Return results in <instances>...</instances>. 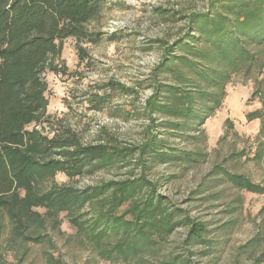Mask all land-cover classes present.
Here are the masks:
<instances>
[{
  "label": "trees",
  "instance_id": "obj_1",
  "mask_svg": "<svg viewBox=\"0 0 264 264\" xmlns=\"http://www.w3.org/2000/svg\"><path fill=\"white\" fill-rule=\"evenodd\" d=\"M106 1L0 0V211L12 225L9 239L39 242L41 238L28 234L29 221L41 219L33 208H45L49 217L60 212L72 217L77 232L84 233L103 258L137 253L153 236H168L179 225L188 227L189 244H202L206 226L187 217L177 219L175 211L157 195V184L146 175L132 174L124 181L112 180L83 190L53 184L40 193L38 188L54 181L57 173L72 180L133 162L145 169L147 163L179 160L162 150L154 131L161 127L173 137L188 140L220 108L235 77L254 82L264 107V0H209L204 11L178 20L183 28L173 41H160L159 62L136 84L151 90L144 100L148 125L140 145L108 141L82 145L67 128L55 130L53 137L27 129L46 117L44 73L66 75L67 70L56 64L62 43L73 38L76 43L97 44L100 34L90 33L87 26L100 15ZM103 87L105 94L134 92L114 80ZM92 102L99 110L104 99L94 95ZM247 118L261 121L258 137H263L264 113L256 111ZM223 173L239 190L264 195V187L240 175ZM122 205L128 207L117 214ZM87 206L97 216L77 222ZM0 264H4L1 257Z\"/></svg>",
  "mask_w": 264,
  "mask_h": 264
},
{
  "label": "rangeland",
  "instance_id": "obj_2",
  "mask_svg": "<svg viewBox=\"0 0 264 264\" xmlns=\"http://www.w3.org/2000/svg\"><path fill=\"white\" fill-rule=\"evenodd\" d=\"M208 1L107 0L100 15L87 26L90 33L100 34L97 44L76 43L73 38L62 43L56 64L67 70L66 75L44 73L46 117L27 129L53 137L55 130L67 128L77 134L82 145L100 141L140 145L148 125L144 100L151 90L139 89L136 84L159 62L161 42L173 41L182 30L178 20L204 11ZM113 80L134 92L105 94L103 85ZM256 89L251 80L233 78L220 108L204 121L198 133L191 132L188 140L173 137L161 127L154 131L162 150L179 160L147 163L145 169L133 162L72 180L57 173L54 181L38 188L40 193L53 184L83 190L112 180L124 181L132 174L146 175L157 184V195L175 211L177 219L187 217L206 226L204 243L189 244L188 227L179 225L168 236H153L137 253L103 258L85 234L77 232L66 212L49 217L45 208H33L41 216L29 221L28 234L41 238L36 243L9 239L12 225L0 211V257L4 264H164L172 260L176 264H264V195L239 190L223 173L240 175L264 187V134L258 137L261 121L247 118L256 111L264 113ZM94 95L104 99L99 110L94 108ZM127 207L122 205L117 214ZM80 214L77 222L82 223L96 217L97 211L87 206ZM103 247L109 248L105 243Z\"/></svg>",
  "mask_w": 264,
  "mask_h": 264
},
{
  "label": "built area",
  "instance_id": "obj_3",
  "mask_svg": "<svg viewBox=\"0 0 264 264\" xmlns=\"http://www.w3.org/2000/svg\"><path fill=\"white\" fill-rule=\"evenodd\" d=\"M133 4L135 3V1H131Z\"/></svg>",
  "mask_w": 264,
  "mask_h": 264
}]
</instances>
